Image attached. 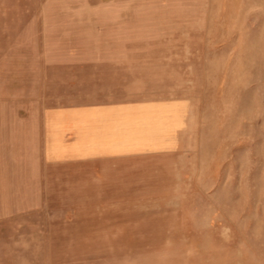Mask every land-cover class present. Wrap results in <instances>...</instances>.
<instances>
[{"label": "rangeland", "instance_id": "1", "mask_svg": "<svg viewBox=\"0 0 264 264\" xmlns=\"http://www.w3.org/2000/svg\"><path fill=\"white\" fill-rule=\"evenodd\" d=\"M0 264H264V0H0Z\"/></svg>", "mask_w": 264, "mask_h": 264}]
</instances>
